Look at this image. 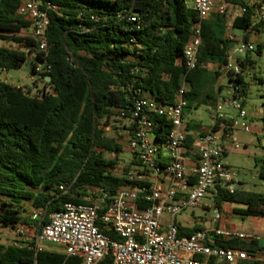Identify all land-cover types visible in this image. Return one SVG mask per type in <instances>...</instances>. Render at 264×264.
<instances>
[{
    "label": "trees",
    "instance_id": "trees-1",
    "mask_svg": "<svg viewBox=\"0 0 264 264\" xmlns=\"http://www.w3.org/2000/svg\"><path fill=\"white\" fill-rule=\"evenodd\" d=\"M23 0H0V43L9 42L17 49L0 46V71L27 68L38 55L35 41L25 35L30 23L16 16ZM48 13L49 54L45 58L50 73L30 74L44 87L40 96L32 91L0 82V228L34 227L40 235L53 213L69 203H85L88 187H101L112 195L123 188H138L119 174L124 145L107 131L119 120H127L125 129L134 130L129 110L140 92L150 93L161 104H173L187 83V110L204 106L217 108V84L229 63L231 41L225 37L231 19L234 30L264 34V0H225L245 13L228 17L213 13L202 24L203 45L196 69L188 71L184 50L190 41L198 14L189 0H41ZM51 4V6H49ZM135 18L136 20H132ZM245 41H249L246 35ZM259 45L255 51L263 53ZM211 65L218 66L211 71ZM254 61L247 55L243 74L232 84L242 86L247 96L245 72ZM34 67V64H33ZM51 78V81H47ZM119 119V120H118ZM224 128L223 138L233 129L231 120L218 119L211 131ZM171 125L162 122L156 130L163 136ZM189 147L200 127H186ZM116 134V132L114 133ZM107 154L116 155L108 159ZM227 156V149L225 150ZM141 166L135 160L125 171ZM260 177L264 180V163ZM69 190L66 194L61 187ZM219 208L224 203L246 206L236 212L243 217L264 218V194L237 189L231 193L219 186L214 197ZM27 206L40 210L41 217H24ZM180 237L207 228L202 223L191 227L178 225ZM112 239L113 232L104 231ZM35 241L1 242L0 264H80V258L65 253L31 249ZM213 246L239 249L253 258L264 255L258 240H224ZM196 259H202L200 256ZM98 264H112L110 257ZM213 264H231L213 261ZM234 264H264L256 260Z\"/></svg>",
    "mask_w": 264,
    "mask_h": 264
},
{
    "label": "built area",
    "instance_id": "built-area-1",
    "mask_svg": "<svg viewBox=\"0 0 264 264\" xmlns=\"http://www.w3.org/2000/svg\"><path fill=\"white\" fill-rule=\"evenodd\" d=\"M42 6L41 0H23L16 13L18 18L30 23L26 30L28 36L35 41L38 55L44 54L42 62L37 55L32 57L33 70L38 76L51 71L45 60L49 54L47 32L50 19ZM193 8L198 21L184 50L188 71L198 65L203 45V22L213 13L228 17L245 13V9L233 5L216 7L215 0H193ZM228 39L232 42L235 38L229 36ZM256 50L255 45L243 41L229 52V63L222 68L228 81H236L243 74V57ZM186 91L185 81L173 104H161L150 93L139 91V97L129 110L134 130L129 133L128 148L133 160L141 166L125 171L124 175L128 181L140 186L120 189L114 195L105 188L88 187L86 202H69L61 211L53 213L43 232L32 239L36 245L31 249L39 252L48 249L45 244L57 245L62 248L59 252L69 258H80V264H98L108 257L112 264H213L214 260L234 264L254 260L243 250L213 245L219 237L229 241H261L256 235L215 226L180 237L179 215L187 209L204 207L207 196L212 194L211 208L218 224L222 219L221 209L214 198L218 187L234 193L239 185L237 176L225 162L226 146L219 135L215 132L198 134L191 146L186 145ZM226 109L235 110L241 119L230 118L233 130L252 133L241 85L232 84L230 96L222 99L216 108L219 114ZM163 121L169 123L171 129L160 137L156 129ZM61 190L69 193L63 186ZM40 217V210L31 214L34 220ZM15 230L24 237L23 226ZM104 231L113 232L119 239H112ZM197 256L202 259H196Z\"/></svg>",
    "mask_w": 264,
    "mask_h": 264
},
{
    "label": "rangeland",
    "instance_id": "rangeland-1",
    "mask_svg": "<svg viewBox=\"0 0 264 264\" xmlns=\"http://www.w3.org/2000/svg\"><path fill=\"white\" fill-rule=\"evenodd\" d=\"M189 3L192 5L193 0H189ZM235 17V16H234ZM231 24V19H229ZM234 34L237 37H242L244 31L234 30ZM259 35L258 33H254ZM25 35H29V31L25 30ZM260 36L264 40V34L261 33ZM255 43L256 48L258 47ZM264 45V44H263ZM0 46L17 49L18 46L9 43L1 42ZM264 47V46H263ZM254 61L253 67L249 68V71L246 74V82L248 85L247 93V102L248 110L252 111L256 108L264 110V48L261 56H258L256 52L247 54ZM245 55V56H247ZM0 82H6L11 85L22 87L27 91H32V96H40L41 91L44 87V84L39 82L36 84L35 78L27 71V68L24 67L20 70L14 71H0ZM221 82L224 83V78L221 79ZM230 87L229 83L226 82L221 86L222 89L226 90ZM228 98V97H227ZM216 109V108H215ZM214 107L207 106L202 107L198 110L190 111L188 115V120L193 121L199 119L204 125V116L214 115ZM209 110V112H207ZM222 114H229L234 117L236 120H241L238 117V113L231 109V111L224 110ZM252 116L249 117V121L252 122ZM119 120V119H118ZM120 122L114 123L112 127H108L107 131H111L109 135L111 136H121L119 137L120 142L124 145V151L120 155V168L117 170L119 174L124 175L125 167L130 165L133 161V155L128 148V141L130 139L129 132L125 129L126 125H129L130 122L127 120H119ZM209 117L205 118V124L209 123ZM254 123L259 128H264V119L254 120ZM116 132V134H114ZM153 140V138H151ZM228 147V153L225 158V162L231 168V170L237 176V179L245 185V188L250 192L264 194V180L260 177L261 168L264 163V134L261 133H245L240 129H235L233 137L231 140L226 142ZM108 159H115L116 155L107 154ZM139 169L140 166L134 167ZM211 195H208L204 204L208 203ZM28 212H24V217H30L34 211L31 206H27ZM215 219V211L213 209L207 210L203 207L195 209H187L183 214L178 216V221L194 226L197 223H202L206 227H210L213 224ZM238 221L248 226L249 219L245 220L241 218H236ZM23 226L24 237H21L16 230L12 228H0L1 233V242L5 245H12L16 241H32L36 237V231L34 227ZM45 247L53 251H61L62 248L53 244H45Z\"/></svg>",
    "mask_w": 264,
    "mask_h": 264
},
{
    "label": "crops",
    "instance_id": "crops-1",
    "mask_svg": "<svg viewBox=\"0 0 264 264\" xmlns=\"http://www.w3.org/2000/svg\"><path fill=\"white\" fill-rule=\"evenodd\" d=\"M215 4H216V7H220V6H230L228 5L225 0H215ZM192 6H193V3H192ZM31 33V32H30ZM256 33V32H254ZM254 33H250V34H247L246 32H244V35L242 37H237L235 34H234V29L232 27V23L230 24V22L227 23V26H226V29H225V37L228 39L229 36H233L235 39L234 41H232L230 43V52L234 51L235 48L237 47V45L243 41H245V37L246 35L249 36V41L248 43H251L253 45H255V43H257L256 45L259 46V45H262L264 46V40L262 39V37L260 36V33H258L259 35H255ZM257 34V33H256ZM247 56L243 57L244 59L246 58ZM250 67H253V66H248V70L245 72V76L247 74V72L249 71V68ZM209 69L211 71H216L218 69V66L216 65H211L209 67ZM224 78V83L226 82L228 84V80L227 78L225 77V75H223L220 80L218 81V84H217V89H218V95H219V100L221 101L222 99H225L227 97L230 96L231 94V87H228V89L224 90L221 88V86L224 84L223 82H221V79ZM219 101V102H220ZM204 107H207V106H204ZM246 107L248 109V102H247V96H246ZM215 109V107H214ZM228 111H231V109H226ZM249 111V110H248ZM207 112H209V110H207ZM190 111L186 114V117H185V121H184V127L186 128L187 125L189 123H192V124H195L197 126L200 127V131L202 132H208V131H211L214 126L217 124V121L218 119H222V120H230V118H232L231 115L229 114H219L217 112V110L215 109V113L214 115H205L204 116V125L202 124V122L199 120V119H196V120H193V121H189L188 120V115H189ZM249 115H250V118L252 116V126H253V131L252 133H261V134H264V128L261 129L259 128L258 126L255 125L254 123V120H262L264 119V110L260 109V108H256L255 110H252V111H249ZM206 117H209V120L210 122L205 124V118ZM234 118V117H233ZM109 129V128H108ZM235 130H232L229 134H227L225 136V138H223V135H224V128L222 126V128L219 130V131H216L215 133L217 135H219L225 146H226V149H227V153H228V147H227V144L226 142L228 140H231L232 137H233V133H234ZM198 134H201V132H195L194 133V137L197 136ZM231 169V168H230ZM239 181V180H238ZM239 185H240V188H242L243 190H246L248 191L246 188H245V185L242 184L240 181H239ZM211 197L209 198V201L208 203L204 204V209H207V210H211V199L213 198V195L210 194ZM241 209H246V206L244 205H238V204H231V203H224L222 206H221V212H222V219L221 221L217 224L215 223V219L213 220V224L212 226H210L209 228L206 227L207 229H212L214 228L215 226H220L224 229H228V230H233V231H237V232H241V233H245V234H250V235H256L258 237H260L261 239V244L264 246V218H257V217H243L242 215L238 214L236 211L237 210H241ZM241 218L243 220H245L246 218L249 219L248 221V226L243 224L242 222L238 221L236 218ZM177 224L179 225H182V226H185V227H191V225H188V224H185V223H182V222H179L178 221V217H177ZM254 260L256 261H261V262H264V255H259L257 257L254 258Z\"/></svg>",
    "mask_w": 264,
    "mask_h": 264
},
{
    "label": "water",
    "instance_id": "water-1",
    "mask_svg": "<svg viewBox=\"0 0 264 264\" xmlns=\"http://www.w3.org/2000/svg\"><path fill=\"white\" fill-rule=\"evenodd\" d=\"M27 71L29 73L33 72V63H29L28 66H27ZM47 81H51V78H48ZM240 188V185H237V189Z\"/></svg>",
    "mask_w": 264,
    "mask_h": 264
}]
</instances>
